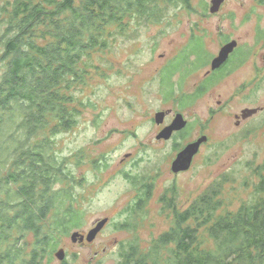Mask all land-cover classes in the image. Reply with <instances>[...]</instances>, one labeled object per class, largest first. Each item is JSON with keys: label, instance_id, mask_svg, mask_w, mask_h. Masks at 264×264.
<instances>
[{"label": "rangeland", "instance_id": "1", "mask_svg": "<svg viewBox=\"0 0 264 264\" xmlns=\"http://www.w3.org/2000/svg\"><path fill=\"white\" fill-rule=\"evenodd\" d=\"M13 1L0 0V81L6 72L1 41L7 23L3 18L7 16L6 4ZM211 1L190 0L188 7L180 0H164L158 22L148 16L126 18L110 27L113 35L108 48L84 55L80 65L85 69L84 78L66 77L61 91L70 98L66 117L71 125L60 127L58 120H52L25 146L47 145L46 156L62 163L71 177L55 186L71 188L83 212L84 226L79 231L89 232L104 217L110 220L92 242L75 243L70 235L62 237L60 246L51 249L52 256L41 264H61L56 256L61 247L67 251L69 264H120L122 245L134 243L144 251L174 224L168 207L172 198L182 211L205 192L217 191L222 200L219 214L234 213L243 204L260 199L257 186L264 177V124L256 118L242 128L236 126L235 113L245 106L233 99L239 83L228 76L185 107L179 103L182 94L194 92L211 69L207 62L186 76L190 66L181 65V61L192 47L191 42L188 45L191 34H201L196 38L212 55L227 34L238 36L247 31L240 24H250L239 20L252 13L244 10L264 9L261 0H225L219 13L212 15ZM230 12L239 25L235 32L226 28ZM34 39L39 44L45 42L39 29ZM171 89L173 95L168 97ZM169 109L172 117L178 111L183 113L188 124L179 135L159 140L160 129L173 118L157 125L154 116ZM205 134L208 139L190 169L175 174L172 160ZM20 137L23 141L25 135ZM6 167L1 164L0 172ZM147 189L153 197L138 215H132L130 228H123L129 206ZM197 223L191 221L193 226ZM200 234L199 245L214 246L204 228ZM27 240L34 241V235L30 233ZM30 251L27 247L26 252Z\"/></svg>", "mask_w": 264, "mask_h": 264}, {"label": "trees", "instance_id": "2", "mask_svg": "<svg viewBox=\"0 0 264 264\" xmlns=\"http://www.w3.org/2000/svg\"><path fill=\"white\" fill-rule=\"evenodd\" d=\"M161 1L14 0L6 4L0 165L7 167L0 172V264H41L52 256L51 249L60 246L62 237L84 226L71 188L55 186L71 179L62 163L46 156L47 145L25 144L52 120H58L60 127L71 125L66 117L70 98L61 91L66 77L84 78L85 69L80 67L84 55L108 48L111 26L134 15L158 22ZM180 1L191 7L190 0ZM38 29L44 44L34 39ZM191 50L204 64L210 59L203 42L197 41ZM210 81L205 79L200 90L182 96L181 102L187 105L201 97L210 89ZM171 90L168 97L173 95ZM257 187L262 193L258 201L228 214H219L222 200L217 191L205 192L182 211L172 198L168 207L174 224L144 251L134 243L122 245L120 264H264V177ZM150 191L129 206L123 228H130L132 215H138L153 197ZM195 220L198 223L193 226ZM202 228L214 246L199 245ZM30 233L34 241L27 240ZM27 247H31L29 254ZM61 264H69L68 259Z\"/></svg>", "mask_w": 264, "mask_h": 264}, {"label": "flooded vegetation", "instance_id": "3", "mask_svg": "<svg viewBox=\"0 0 264 264\" xmlns=\"http://www.w3.org/2000/svg\"><path fill=\"white\" fill-rule=\"evenodd\" d=\"M261 3L264 4V0H261ZM244 12L252 13L243 14L242 18L239 20V23L246 22L250 24H240L241 27L247 28V31L244 34H240L238 36L227 34V36L222 38L219 44V50L210 55V59H208L207 61L208 63L210 62V68L212 59L220 54L222 50L221 48L225 44H227V42L237 40L238 44L235 49L229 54V57L226 60L227 62H225L215 70L209 69L204 73L202 81L197 83L195 90H200L204 80L207 78L211 79V81L208 83H211V85L209 86V90H211L214 84L216 85L219 80L231 76L234 81L239 83V85H235L236 89L233 92V99L236 98L237 100H241L242 104L245 105H242L243 108L235 113V124L240 128L244 127V125L246 124H249L251 120L256 118H258L257 122H259L261 125L264 124V9L261 8L259 10H244ZM226 22V28L229 32H235V30L239 27L238 22L234 20V15L232 12L228 13V15L226 16ZM197 35L198 34L195 31L193 34H191V39L188 42V45L191 42L193 47L194 44L199 41L196 37H201V34L198 36ZM188 45L186 46V48H188ZM192 47L188 49V54H183L184 56L182 58V60L187 59L185 63H187L188 67L190 66L186 73V76L195 73L204 64L203 60L201 58H198L196 54L190 53L192 51ZM182 65L184 66V64ZM184 95L190 94H182V96ZM179 103L183 107L186 106V104H183L185 103L184 101ZM248 109H256V112H253L248 116H244V114H247ZM165 111H167L165 120L171 118H173V120L175 119L177 113L174 115V117H172L170 116L172 112L171 109ZM173 120L165 124L160 129L159 133L165 128V126L171 124ZM184 131V129L179 130L180 133ZM179 132L175 133L179 135ZM174 160L175 158L172 160L171 165ZM181 172L182 171L175 174L180 175Z\"/></svg>", "mask_w": 264, "mask_h": 264}, {"label": "water", "instance_id": "4", "mask_svg": "<svg viewBox=\"0 0 264 264\" xmlns=\"http://www.w3.org/2000/svg\"><path fill=\"white\" fill-rule=\"evenodd\" d=\"M225 0H212L211 1V13H217L221 9V5L223 4ZM238 42L237 40H232L227 42L221 49V52L218 56H216L214 59H212V64H211V69L215 70L219 68L221 65H223L226 60L229 57V54L231 51L235 49L237 46ZM253 112H256V109H248L247 114H244V116H248L252 114ZM167 111H158L155 113V122L157 124H163L165 122V117H166ZM188 124V121L185 118V115L183 113L178 112L175 119L173 122L167 126L156 136L157 139L159 140H166L170 139L175 132H179V130H182L185 128ZM208 139V136L205 134L198 138L197 140L192 141L185 147H183L179 153L177 154L178 156L172 163V169L174 173H179L180 171H186L189 170L192 163L193 159L196 155V153L200 150L202 144L205 143V141ZM130 154H127L129 156ZM126 156V157H127ZM110 218L109 217H104L102 220H98L96 225L91 228V230L87 233H83L81 231H74L70 234L73 242L79 243V242H84L85 240H88L89 242H92L94 239L97 238V235L100 233L102 229H104V226L109 222ZM66 255L67 251L63 247L59 248L56 251V256L59 258L62 262L66 260Z\"/></svg>", "mask_w": 264, "mask_h": 264}, {"label": "clouds", "instance_id": "5", "mask_svg": "<svg viewBox=\"0 0 264 264\" xmlns=\"http://www.w3.org/2000/svg\"><path fill=\"white\" fill-rule=\"evenodd\" d=\"M211 14H213V13H211ZM212 64V63H211Z\"/></svg>", "mask_w": 264, "mask_h": 264}]
</instances>
